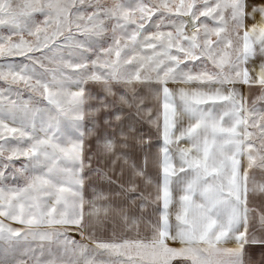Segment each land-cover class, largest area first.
Segmentation results:
<instances>
[{"label":"snow or ice","instance_id":"snow-or-ice-1","mask_svg":"<svg viewBox=\"0 0 264 264\" xmlns=\"http://www.w3.org/2000/svg\"><path fill=\"white\" fill-rule=\"evenodd\" d=\"M0 264H264V0H0Z\"/></svg>","mask_w":264,"mask_h":264}]
</instances>
